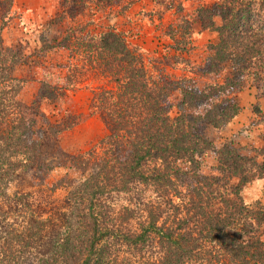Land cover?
Listing matches in <instances>:
<instances>
[{
    "label": "trees",
    "instance_id": "1",
    "mask_svg": "<svg viewBox=\"0 0 264 264\" xmlns=\"http://www.w3.org/2000/svg\"><path fill=\"white\" fill-rule=\"evenodd\" d=\"M92 1L101 0H61L57 19L74 20ZM0 2L10 10L13 0ZM194 14L202 30L216 33L203 61L190 67L197 78L165 69L190 66L186 14L167 26L171 55L152 65L123 32L93 33L86 23L52 43L43 39V58L53 49L67 54L29 61L63 74L61 82L40 80L31 104L19 99L27 79L16 74L26 59L3 45L2 19L0 264H264V205L242 196L246 183L263 177L264 161L206 135L239 112L235 95L245 83L264 96V0L202 2ZM81 88L108 132L67 153L59 136L78 119L52 120L41 104L56 106ZM207 150L218 156V173L202 172ZM56 169L64 172L50 180Z\"/></svg>",
    "mask_w": 264,
    "mask_h": 264
},
{
    "label": "rangeland",
    "instance_id": "2",
    "mask_svg": "<svg viewBox=\"0 0 264 264\" xmlns=\"http://www.w3.org/2000/svg\"><path fill=\"white\" fill-rule=\"evenodd\" d=\"M213 1L215 0H101L97 3L92 1V6L89 5V8L74 20L61 19L60 17L59 20L57 19L62 11L61 0H13L10 10L6 4L0 2V25L2 19L5 21L1 30L3 45L11 47L26 59L25 64L16 71V74L27 79L19 93V99L26 104H31L40 86V80L50 83L62 81L63 74L60 69L49 65L34 67L32 63H29L30 60L53 63L65 59L67 53L60 49L48 51L46 58H43L41 56L43 53L37 52L44 42L43 39L47 38L52 43L55 39L63 36L69 27H82L86 23H88L87 29L93 33L103 32L107 30L108 26L123 32L130 46L142 52L146 60L150 61L149 65H152L155 58L171 55L172 41L169 38L167 26L181 23L179 17L186 14L191 19L190 42L192 49L184 57L189 60L190 66L183 62H173L166 65L165 69L167 74L173 77L188 75L197 78L190 67L203 61L207 55L206 45L214 41L216 33L202 30L198 19L195 18L194 9L202 2L212 3ZM178 5H181V11L178 10ZM4 15L5 17H3ZM228 75L229 70L226 68L217 79L222 80ZM202 80L204 81L203 78ZM248 84L245 83L244 86ZM89 99V89H70L65 92V96L58 99L56 106L49 104L46 100H43L41 104V110L52 120L61 122L66 118L69 123L78 119L73 127L63 131L59 136V144L67 153L85 151L108 132L101 117L89 110ZM235 99L237 101L236 95ZM27 115L30 114L27 113ZM36 119L38 122L40 121L38 115ZM224 127H207L206 135L216 145L230 139L243 155L254 157V155L245 154V148L240 147L233 137L226 139L227 137L220 132ZM252 135H249L251 143L248 142V145L250 146L258 138L264 140V133L260 132L258 136ZM258 159L259 162H262L260 158ZM201 160L203 173H218L216 168L220 163L215 151L207 150ZM63 172V169H56L50 180L59 177ZM260 178L264 179V175ZM237 181V177L231 178L232 183ZM57 195H61V191H57ZM242 196L247 203L259 200L264 205V185L260 192H242Z\"/></svg>",
    "mask_w": 264,
    "mask_h": 264
},
{
    "label": "crops",
    "instance_id": "3",
    "mask_svg": "<svg viewBox=\"0 0 264 264\" xmlns=\"http://www.w3.org/2000/svg\"><path fill=\"white\" fill-rule=\"evenodd\" d=\"M236 97L239 112L220 132L226 139L233 137L240 147L245 148V154L257 156L256 160L259 161L260 158L264 161V153H259L260 149L264 148L263 138H258L251 146L248 145V142L251 143L249 135L258 136L260 132L264 133V96L260 95L253 85L248 84L237 92ZM263 185V178H255L243 186L242 192L258 193Z\"/></svg>",
    "mask_w": 264,
    "mask_h": 264
}]
</instances>
